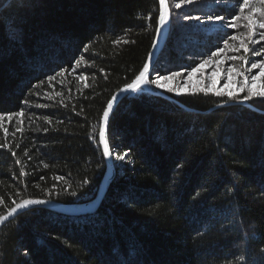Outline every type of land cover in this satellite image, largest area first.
Listing matches in <instances>:
<instances>
[{
    "label": "trees",
    "instance_id": "obj_1",
    "mask_svg": "<svg viewBox=\"0 0 264 264\" xmlns=\"http://www.w3.org/2000/svg\"><path fill=\"white\" fill-rule=\"evenodd\" d=\"M176 2L155 73L180 71L175 84L211 60L192 78L259 74L250 64L264 57L252 50L264 40L234 52L239 41L221 40L208 19L239 14L236 0ZM159 12V0H0V215L13 201L96 199L107 170L103 112L142 70ZM245 23L227 31L245 33ZM243 80L233 73L225 91L247 95L231 90ZM194 82L182 94L148 86L175 102L145 90L125 97L109 122L116 176L98 210L19 215L0 229V264H264V98L193 93L203 86ZM226 103L260 112L216 108Z\"/></svg>",
    "mask_w": 264,
    "mask_h": 264
},
{
    "label": "snow or ice",
    "instance_id": "obj_2",
    "mask_svg": "<svg viewBox=\"0 0 264 264\" xmlns=\"http://www.w3.org/2000/svg\"><path fill=\"white\" fill-rule=\"evenodd\" d=\"M238 5V12L239 14H234L233 16L226 18L222 13H216L208 17L209 20H212L215 23L220 25V28L223 30V35L220 36L221 40H228L231 41H239V47H232V51H239V49H243L245 53L249 51L248 43H259L260 40H264V32H261L256 40H253V37L257 36V29H264V0H236ZM193 0H178L175 3V8L179 9L185 4H192ZM159 4L161 6V11L158 15V25L159 27L163 28L168 21L169 18V9L166 5V0H159ZM256 4L258 6H253ZM248 10L245 14V10ZM148 19H151L148 17ZM186 19H195L201 20L200 16H186ZM244 20L246 23L243 25L244 28L247 29V32L241 33L240 35L232 34L231 32L227 31V29L232 28L235 29L237 27V21ZM124 43H128L127 40ZM227 47V44L225 45ZM262 49H264V45H262ZM262 49H253L255 55L264 57V50ZM211 55V53H210ZM217 56L220 53H216ZM235 59V57H233ZM239 59L242 61L243 64H248L249 61L244 57L240 56ZM152 60L153 57H148L147 61L142 66V70L135 76L133 81L127 84L123 89L122 92L127 93L129 91L135 93L138 91H143L144 88L148 86H154L155 88L165 90L167 92H172L176 94H182L185 86L189 84L191 78L196 73H201L202 69L205 68L206 65L211 64V60H205L203 63L199 65V67H193L191 73H189L188 81L180 80L179 83H173L177 81L178 78L182 77V73L180 71H173L171 74H159L155 73L154 69H152ZM223 61H219L222 63ZM252 69H260L259 74L252 75L251 77L246 76L243 71H238L235 68L229 70L228 75V83H232V74L235 73L236 76H244V80L240 82V88L237 91H247V95L243 97H237L233 91H215L216 96H227L229 99H241L242 101L246 102L251 100L254 97L264 98V62H257L253 60L250 64ZM217 73L214 72L212 77L210 78L211 87L205 88L203 86L198 88H193L192 92L195 93L196 91L207 92L215 88L216 84V77ZM51 79V77H50ZM86 79V77H85ZM200 85H203V79L198 82ZM259 85V87H257ZM118 97L113 96L111 100L107 103L106 110L103 112V121L106 125L109 120V114L113 109V103L117 101ZM19 116L23 117L24 113L19 112ZM11 120V116L8 117ZM4 120V115H0V121ZM19 131V129H17ZM5 134H7V130H5ZM100 140L103 141V154L105 156H112L113 153L110 151L109 143L105 139V133L103 130L99 133ZM3 145H0L2 147ZM15 155V153H13ZM127 153L120 155L116 154V159L123 160ZM58 179H63V177H59ZM71 195H76L75 192H71ZM15 204V207H12L8 210L7 215H0V224H3L8 217L12 216L13 214L17 213L18 209H23L30 205H41L47 204L48 201L46 200H31L26 199L23 200L21 203H16L15 201L12 202Z\"/></svg>",
    "mask_w": 264,
    "mask_h": 264
},
{
    "label": "water",
    "instance_id": "obj_3",
    "mask_svg": "<svg viewBox=\"0 0 264 264\" xmlns=\"http://www.w3.org/2000/svg\"><path fill=\"white\" fill-rule=\"evenodd\" d=\"M166 5H167V7L169 9L168 0H166ZM160 11H161V6H160ZM170 20H171V17H170V9H169L168 21H167V23L165 24V26L163 28L159 27V25H158L156 38H155L151 53L149 55V57H153L152 65H151L152 69H154L156 61L158 60L161 52L163 51V49L165 48V45L167 43L168 34H169V30H170ZM144 90L147 91L150 94H153L154 96L161 97L163 99L175 102V100L173 98L167 96L164 93L151 92L148 89V87L144 88ZM132 93L133 92H131V91H129L127 93H124V92H122V89H121L119 92H117L114 95V96L118 97V99H117V101H115L113 103V109H112V111L109 114V120H108L106 125L104 124V121H102V130L105 133V139L108 141V143H109V140H108V127H109V122H110L111 115H112L114 109L117 107V105L125 97H127L128 95H130ZM235 104H239V105L245 106V107H247V108H249V109H251L253 111L260 112L257 109L253 108L248 103H226V104L217 106L216 108L225 107V106H231V105H235ZM216 108H214V109H216ZM214 109H211L210 111H213ZM101 144H102V147H103V141H101ZM109 147H110V145H109ZM110 151H111V148H110ZM105 158H106L107 170H106V174H105L104 179H103V181L101 183L98 195H97L95 200H93L90 203L82 204V205H64V204H59V203H54V202H49V201H48L47 204L30 205V206H27V207H25L23 209H18L17 213H15L12 216L8 217V219L3 224H0V229L5 224H7L8 222L12 221L13 219L18 217L19 215H21V214H23V213H25L27 211L33 210V209H46V210L54 211V212L61 213V214H64V215L74 216V217H80V216H85V215H88V214L95 213L98 210L99 206L101 205V203H102V201H103V199H104V197H105V195H106V193L108 191V188H109L110 184L113 182V180L115 179V176H116V171H115L114 164H113V155L112 156H105Z\"/></svg>",
    "mask_w": 264,
    "mask_h": 264
},
{
    "label": "rangeland",
    "instance_id": "obj_4",
    "mask_svg": "<svg viewBox=\"0 0 264 264\" xmlns=\"http://www.w3.org/2000/svg\"><path fill=\"white\" fill-rule=\"evenodd\" d=\"M254 69H252V68H250V71H253ZM194 76V75H193ZM225 75L222 73V72H218V74L216 75V77H215V79H216V84H215V89H217V90H219V91H225L226 89H227V85H228V82H226L227 81V79H225V77H224ZM249 77H251L252 76V74L251 75H248ZM197 77V76H196ZM196 77H193L191 80L192 81H195L194 83L196 84V83H198L201 79H203V86H206V87H208V88H210L211 87V81H210V78L212 77V75L211 74H205V73H202V74H200L197 78ZM188 78V77H187ZM187 78H184V79H181V80H183V81H187ZM241 82V81H240ZM240 82L238 83H234L233 82V84H232V88H231V90L233 89H235V90H237V89H239L240 88ZM194 83H192L193 85H194ZM199 84V83H198ZM200 85V84H199Z\"/></svg>",
    "mask_w": 264,
    "mask_h": 264
}]
</instances>
